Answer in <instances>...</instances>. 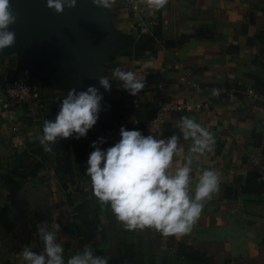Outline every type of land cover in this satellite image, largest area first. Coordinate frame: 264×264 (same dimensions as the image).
Instances as JSON below:
<instances>
[{"label": "crops", "instance_id": "1", "mask_svg": "<svg viewBox=\"0 0 264 264\" xmlns=\"http://www.w3.org/2000/svg\"><path fill=\"white\" fill-rule=\"evenodd\" d=\"M96 1L108 5L116 29L133 39L142 24L149 31L156 21L162 25V42L155 44L152 55L134 59L123 51L109 63V75L142 84L136 100L141 109L177 104L191 110L167 114L165 125L154 136L141 135L136 143L122 141L120 170L115 165L117 151L112 149L115 139L106 134L109 127H101L85 107L78 114L76 123L90 126L94 138L88 142L85 158L87 176L74 202L86 201L92 189L100 188L105 196L114 186L138 183L135 201L116 211L115 228L107 226L101 214V226L90 244L107 251L116 242L132 244L140 237L138 264H183L174 255L177 244L206 254L215 264H264V194L224 199L225 186L243 181L249 171L264 174L262 148L253 138L264 135V105L244 93L254 89L252 77L264 83V54L260 53L264 45L256 40L264 29V3ZM135 1L144 9L142 22L131 11ZM205 28L214 31V40L193 36ZM247 39L253 44L247 45ZM163 41L176 45L164 48ZM228 46H236L237 51L227 52ZM1 73L5 80L12 76L7 70ZM39 91V102H9L0 110V173L28 143L39 140L50 107L74 102L76 96L81 101L76 90L40 86ZM127 122L119 121L122 127ZM121 170L135 175V180L119 184L117 177L126 180ZM8 187L0 181V201L12 205L6 217L12 216L21 226L0 224V264L94 263L77 246L82 238L75 232L78 222L72 219V208L63 205L59 178L50 163L37 177L14 188L10 202ZM147 209L160 217L172 243L151 224Z\"/></svg>", "mask_w": 264, "mask_h": 264}, {"label": "trees", "instance_id": "2", "mask_svg": "<svg viewBox=\"0 0 264 264\" xmlns=\"http://www.w3.org/2000/svg\"><path fill=\"white\" fill-rule=\"evenodd\" d=\"M197 40L212 41L215 39V33L212 29L196 31L193 35ZM134 44L126 48L122 54L129 55L134 59H140L152 55L154 46L157 42H162V25L160 21L152 24L151 30L145 35L136 36ZM257 42L264 45V29L260 30L257 36ZM183 43L180 41L179 44ZM247 45H252L253 41L247 39ZM176 45L174 41H163L164 48H173ZM236 52V46H228L227 52ZM263 55L264 51L260 50ZM4 57H0V67L5 66V70L10 71L15 77L22 68L17 65L15 59L8 63L3 62ZM106 74L104 79V101L113 115L119 120L126 119L128 122L123 127V141L136 143L137 138L143 134L144 122L155 117L157 110L147 105L141 109L139 105L133 106L129 101L131 94L132 82L125 77L110 76L108 70L110 64L105 66ZM14 69V70H13ZM4 70V72H5ZM254 81L253 90L258 94L264 95V83L257 77H252ZM4 74L0 73V86L5 82ZM35 83V82H34ZM38 85L37 83H35ZM142 84H137L141 87ZM39 89L40 86L38 85ZM236 89V88H235ZM236 90H239L236 89ZM57 96H55V99ZM84 109L80 96H76L74 102L62 104L48 109V121L41 131L38 141L28 143L26 149L20 155L15 156L14 160L0 173V181L3 185H8L16 190L21 188L23 182L27 179L37 177L42 173L47 164L59 178L60 189L63 195V205L72 208V219L78 222L75 232L82 238L77 241V246L81 251H86L89 259L94 261L92 264H138L137 260L142 257L140 249L142 247L141 238H137L136 243L128 244L125 241L116 242L112 250L96 249L90 244L96 230L101 226L102 210L99 207V201L102 200L104 192L98 188L92 189L88 193V199L82 203L76 204L75 198L81 193L80 183L87 176L88 166L86 165V153L88 142L94 138L90 126H81L76 123L78 114ZM55 117H51V115ZM136 122V124H134ZM101 127L104 124L101 123ZM111 139H116V131L109 128L107 133ZM254 143L262 148L264 155V135L257 136L254 134ZM121 144L117 146V155L115 156L116 168L121 169V155L119 153ZM122 171V170H121ZM125 182L117 177L119 184L132 183L136 176L129 175L127 171ZM264 194V174L257 171H249L243 181L238 180L231 186L224 187V199L236 200L240 195H262ZM138 207H134L137 211ZM151 224L156 228L169 243L173 242L172 234L167 232L166 226L160 217L152 209L145 211ZM174 255L181 258L183 264H215L213 258L206 254L177 244Z\"/></svg>", "mask_w": 264, "mask_h": 264}, {"label": "water", "instance_id": "3", "mask_svg": "<svg viewBox=\"0 0 264 264\" xmlns=\"http://www.w3.org/2000/svg\"><path fill=\"white\" fill-rule=\"evenodd\" d=\"M116 29L106 3L96 0H0V57L12 56L42 88L76 90L86 112L116 131L123 127L105 105V65L133 45ZM138 183L114 186L99 201L107 226L135 201Z\"/></svg>", "mask_w": 264, "mask_h": 264}, {"label": "built area", "instance_id": "4", "mask_svg": "<svg viewBox=\"0 0 264 264\" xmlns=\"http://www.w3.org/2000/svg\"><path fill=\"white\" fill-rule=\"evenodd\" d=\"M264 3V0H260ZM131 11L136 16V18L142 22L144 9L141 5L135 1L130 5ZM149 33L148 27L146 24H142L137 33V37L140 35H145ZM28 72L24 69L18 71L15 77L7 79L0 86V110L7 107L9 102H15L20 105L24 104H33L39 100V87L34 83ZM136 82H132L131 94L129 101L133 103L134 107H137V98L139 93V88L137 87ZM247 95L254 98L256 101L261 102L264 105V95L258 94L255 90L249 88L244 91ZM190 107L183 105H171L163 106L157 110L154 118L147 120L143 125V134L147 136H154L160 132L162 127L166 123V115L171 113H182L190 111ZM136 124V122H134ZM85 264V263H84Z\"/></svg>", "mask_w": 264, "mask_h": 264}, {"label": "rangeland", "instance_id": "5", "mask_svg": "<svg viewBox=\"0 0 264 264\" xmlns=\"http://www.w3.org/2000/svg\"><path fill=\"white\" fill-rule=\"evenodd\" d=\"M262 3V2H261ZM12 59H14L12 56H8V57H4L3 58V62L6 64V63H8L9 61H11ZM10 71H11V69H9ZM1 72H4V68H2V67H0V73ZM40 92V91H39ZM40 101V99L38 100V102ZM46 110V109H45ZM38 113H40L38 110H36ZM43 111V110H42ZM13 190H14V188L13 187H11V186H9L8 188H6V193H10V194H8V196H7V201L8 202H10V200H11V196H12V193H13ZM6 195V194H5ZM9 198V199H8ZM11 207H12V205L9 203H5V201H3V200H1L0 201V224L2 225V224H4V223H7V224H9V226H16V227H20L21 225H17V224H15L13 221H12V219H13V217L11 216V217H9V218H7L6 216H8V213H9V211H10V209H11ZM22 218V217H21ZM23 219V218H22ZM19 222V221H18ZM25 224V223H24ZM11 230L13 229L12 227L10 228ZM20 229V228H19ZM2 250H4V249H2ZM9 250H13V249H11V248H9Z\"/></svg>", "mask_w": 264, "mask_h": 264}, {"label": "flooded vegetation", "instance_id": "6", "mask_svg": "<svg viewBox=\"0 0 264 264\" xmlns=\"http://www.w3.org/2000/svg\"><path fill=\"white\" fill-rule=\"evenodd\" d=\"M92 115V114H91Z\"/></svg>", "mask_w": 264, "mask_h": 264}]
</instances>
